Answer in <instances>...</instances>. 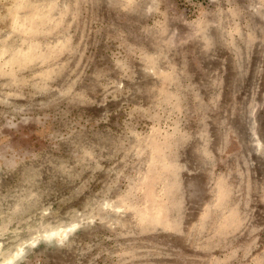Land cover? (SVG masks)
I'll return each instance as SVG.
<instances>
[{"label":"rangeland","instance_id":"1","mask_svg":"<svg viewBox=\"0 0 264 264\" xmlns=\"http://www.w3.org/2000/svg\"><path fill=\"white\" fill-rule=\"evenodd\" d=\"M21 247L264 264V0H0V264Z\"/></svg>","mask_w":264,"mask_h":264},{"label":"bare ground","instance_id":"2","mask_svg":"<svg viewBox=\"0 0 264 264\" xmlns=\"http://www.w3.org/2000/svg\"><path fill=\"white\" fill-rule=\"evenodd\" d=\"M73 227H75V226H73ZM71 230H72V229H71ZM71 230H70V231H71ZM59 233H60L59 231H52V232H50V233L48 234V236H49V237H54V236H56V235H59ZM22 251H23V247H21V248L15 253V255L13 256V258L7 260L6 264H9V263L14 262L15 258L20 257L21 253H23Z\"/></svg>","mask_w":264,"mask_h":264}]
</instances>
